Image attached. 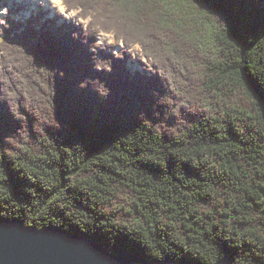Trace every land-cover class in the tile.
<instances>
[{
    "label": "trees",
    "instance_id": "1",
    "mask_svg": "<svg viewBox=\"0 0 264 264\" xmlns=\"http://www.w3.org/2000/svg\"><path fill=\"white\" fill-rule=\"evenodd\" d=\"M63 4L87 26H0V216L147 261L264 264V0Z\"/></svg>",
    "mask_w": 264,
    "mask_h": 264
},
{
    "label": "water",
    "instance_id": "2",
    "mask_svg": "<svg viewBox=\"0 0 264 264\" xmlns=\"http://www.w3.org/2000/svg\"><path fill=\"white\" fill-rule=\"evenodd\" d=\"M0 264H196L150 261L124 251L109 253L87 236L70 234L58 227L36 229L19 220L0 216ZM215 264H232L223 258Z\"/></svg>",
    "mask_w": 264,
    "mask_h": 264
},
{
    "label": "rangeland",
    "instance_id": "3",
    "mask_svg": "<svg viewBox=\"0 0 264 264\" xmlns=\"http://www.w3.org/2000/svg\"><path fill=\"white\" fill-rule=\"evenodd\" d=\"M45 12L47 19H52L55 15L59 16L61 19L57 22L59 26L66 23H73L75 26H80L81 24L85 27L89 23L90 19L82 18L79 16L78 10H73L71 12L67 11L63 0H59V5L48 4L43 0H36L35 2L30 0H1L0 1V25L3 24L5 18H11L19 21H26L27 17L34 15L35 13ZM99 41H107V45H113V52L117 53L121 49L124 50L122 44H117L115 38L109 33L98 32ZM127 53H131L133 62L132 65L128 62V68L133 72L138 70V65L135 63V59L139 57V48L134 46ZM145 62V59H142Z\"/></svg>",
    "mask_w": 264,
    "mask_h": 264
},
{
    "label": "bare ground",
    "instance_id": "4",
    "mask_svg": "<svg viewBox=\"0 0 264 264\" xmlns=\"http://www.w3.org/2000/svg\"><path fill=\"white\" fill-rule=\"evenodd\" d=\"M30 1H33L35 2L36 0H30ZM44 2H47L48 4H55V5H59V2L58 3H54L53 0H43Z\"/></svg>",
    "mask_w": 264,
    "mask_h": 264
},
{
    "label": "snow or ice",
    "instance_id": "5",
    "mask_svg": "<svg viewBox=\"0 0 264 264\" xmlns=\"http://www.w3.org/2000/svg\"><path fill=\"white\" fill-rule=\"evenodd\" d=\"M53 2H54V3H58V2H59V0H53Z\"/></svg>",
    "mask_w": 264,
    "mask_h": 264
}]
</instances>
